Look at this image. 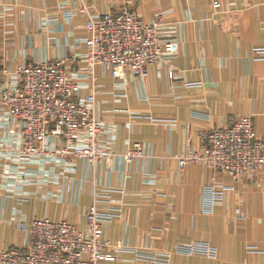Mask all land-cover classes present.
I'll return each instance as SVG.
<instances>
[{"label": "crops", "instance_id": "1", "mask_svg": "<svg viewBox=\"0 0 264 264\" xmlns=\"http://www.w3.org/2000/svg\"><path fill=\"white\" fill-rule=\"evenodd\" d=\"M122 8L146 24L163 18L166 33L178 43L170 61L173 78L162 66L150 68L145 78L115 81L96 67L100 144L115 157L108 173L72 159L75 169L65 175L74 179L75 199L64 194L57 164L26 165L25 177L14 176L22 167L12 158L17 129L0 114V250L27 248L16 210L28 223L48 219L85 230L93 190H113L109 202L100 198L98 209H121L103 228V238L121 249L112 250L115 261L102 264H149L132 251L174 253L193 242L209 244L216 258L173 255L170 264H264V168L233 184L198 165L179 171L177 163L189 150L202 151L205 133L242 116H252L255 135L264 141V60L254 52L264 48V0H0V88L14 86L9 76L21 65L62 59L76 72L89 16ZM78 82L87 85L84 78ZM133 144L143 147L144 157L124 163L121 157ZM213 182L234 190L205 215L202 191Z\"/></svg>", "mask_w": 264, "mask_h": 264}, {"label": "built area", "instance_id": "2", "mask_svg": "<svg viewBox=\"0 0 264 264\" xmlns=\"http://www.w3.org/2000/svg\"><path fill=\"white\" fill-rule=\"evenodd\" d=\"M214 9L219 8L214 3ZM69 19L72 12H64ZM87 36L80 41L84 49L78 53L80 66L71 72L65 60L17 66L9 76L14 86L0 88V114L4 123L12 122L17 129L14 138V160L22 165L14 171L16 178L25 177L23 166L46 164L60 166L64 176V194L73 196L74 179L66 177L73 172L72 159L85 161L92 168L102 167L110 172L115 157L108 147L100 144L103 125L95 114V100L99 85L95 76L98 66L110 72L115 81L127 75L145 78L150 68L168 67V77L173 78L170 61L177 54L178 43L166 33L161 16L144 23L134 12L122 8L102 16H89L85 25ZM76 45L77 48L79 44ZM264 60V48L254 50ZM87 80V85L78 78ZM86 89L87 94H82ZM201 152L187 151L177 158L178 170L198 165L222 174L233 184H240L248 176H255L264 168V141L254 132L252 116H242L225 129L211 130L203 135ZM144 157L143 147L133 144L122 155L124 163ZM13 176V177H14ZM7 190L14 186L5 184ZM233 187L217 188L213 182L202 191V213L212 215ZM113 190L105 195L92 192V205L85 213L86 228L80 230L66 222L48 219L25 222L19 210L15 215L18 228L28 236L25 250L9 248L0 250V264H102L115 261L113 247L103 238V228L121 209L111 206V213H101L98 203L109 202ZM74 193V195H73ZM75 196V197H74ZM27 196L18 201L26 202ZM16 219V217H15ZM254 251V250H250ZM136 260L152 264H170L173 255L215 259L216 250L205 242L178 245L174 253L168 251H136Z\"/></svg>", "mask_w": 264, "mask_h": 264}, {"label": "rangeland", "instance_id": "3", "mask_svg": "<svg viewBox=\"0 0 264 264\" xmlns=\"http://www.w3.org/2000/svg\"><path fill=\"white\" fill-rule=\"evenodd\" d=\"M91 206V205H90ZM196 243V242H195ZM183 245H187V244H183ZM204 258V257H203ZM142 262V261H141ZM145 263H147V262H145ZM149 264H152V263H149Z\"/></svg>", "mask_w": 264, "mask_h": 264}]
</instances>
